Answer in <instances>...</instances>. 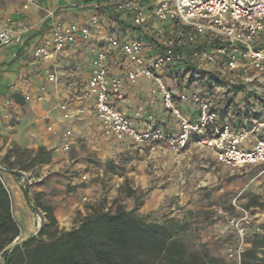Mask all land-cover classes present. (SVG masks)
<instances>
[{
    "label": "built area",
    "instance_id": "1",
    "mask_svg": "<svg viewBox=\"0 0 264 264\" xmlns=\"http://www.w3.org/2000/svg\"><path fill=\"white\" fill-rule=\"evenodd\" d=\"M115 11L131 15V28L125 30L122 37L109 34L104 38L103 47L92 60L91 77L83 93L84 98L94 100V113L101 121L104 134L132 142L139 151L156 150L159 145H165L178 164L185 161L190 139L196 136V143L211 149L219 162L231 167L262 166L259 175H263L264 132L253 146L245 147L244 143L250 133L264 128V114L261 118H251L252 127L247 125L238 129L229 117L222 116L220 109H235L233 102L229 103L232 99L241 101L240 109H264V0H123L115 5ZM157 22L164 27L152 31L158 45L149 54L142 38L144 33L134 28L142 29L149 23H153L154 28ZM91 23L97 33H102L103 25L98 15L92 16ZM27 31V27L17 33L4 28L0 31V45L21 44ZM90 36L91 30L87 26L76 22H55L50 32L51 50L39 45L34 55L49 58L68 44L87 40ZM201 41H206L208 46L199 47ZM185 47L192 48L189 55L184 52ZM115 53L122 62H127V83L134 84L141 77L153 83L151 94L161 97L164 109L177 119L179 132L168 134L160 128L140 130L136 118L141 116V110L136 111L135 116L120 110L116 101L124 97L125 82L122 77L110 73L109 58ZM17 55L15 52L14 56ZM186 56L198 65H214L219 71L209 75V88L205 93L190 94L180 90L176 83L178 75L172 84L168 82L165 71H177L181 63L187 65ZM45 75L49 82L57 80L56 73L49 67L45 69ZM45 90L43 85L41 92ZM42 93L35 98L37 101L43 99ZM188 100H192L199 111L195 122L182 111L181 104ZM61 108L69 117L68 105L63 104ZM83 112L81 109L80 113ZM71 135L70 129L63 133L65 150L70 147ZM6 170L0 164L1 179ZM36 181V177L22 172L21 182L27 191ZM261 185L264 188V178ZM241 193L232 201L239 215L218 209L215 216L225 218L235 236V242L225 251L230 264H245L249 228L260 231L263 222L239 203ZM37 217L39 229L46 218L42 213ZM4 261L5 257L0 254V264Z\"/></svg>",
    "mask_w": 264,
    "mask_h": 264
},
{
    "label": "crops",
    "instance_id": "2",
    "mask_svg": "<svg viewBox=\"0 0 264 264\" xmlns=\"http://www.w3.org/2000/svg\"><path fill=\"white\" fill-rule=\"evenodd\" d=\"M113 4V0H35L34 3L23 5V0H0V31L10 28L17 33L25 25L30 28V31L23 34L21 44L0 45V127L10 140L32 148L45 147L51 150L62 144L64 131L70 129L73 145L77 147L78 143L89 146L92 144L94 148L102 151L101 157L109 155L114 158L116 153L127 152L131 157H143L145 163H150L151 166H165L169 160L175 162L172 152L165 145H159L156 150L147 148L139 151L132 142L106 136L101 121L94 113V100L84 98L83 93L92 73V60L103 47L104 38L109 34L122 37L125 30L131 28V17L125 15L123 19L115 18L114 12H117ZM94 15L99 16L103 25L100 34L91 23ZM9 17L13 19L11 24L6 21ZM57 20L87 26L91 30V36L87 40L81 39L74 44H68L65 49L54 52L49 58L35 57L34 51L39 45L51 50L50 32ZM15 52L18 53L17 56H14ZM126 66L127 62H122L117 53L109 58L111 75L122 77L125 82L124 97L116 101L120 110L129 116H135V112L141 110V116L136 118L140 130L160 128L168 134L179 132L177 119L164 109L161 97L151 94L153 83L145 77L139 78L134 84L127 83ZM47 67L56 73L55 82L47 80ZM43 85L46 90L42 93ZM41 93L44 97L37 101L35 98ZM27 96L31 99H26ZM17 98H22L25 103L16 102ZM9 100L13 103L10 107L6 105ZM63 104L68 105L69 117L61 108ZM181 105L188 118L198 119L199 111L190 109L191 102ZM81 109L84 110L83 113H80ZM239 111H247L250 116L246 118ZM225 112L232 123L241 129L247 125L252 127L251 118H255L253 115L257 112L264 114V109H225ZM256 139L257 136L250 133L249 139L244 143L245 147L253 146ZM204 149L207 148L200 146V150ZM55 157L57 156H54V162ZM1 158L0 152V164L7 169L2 173V180L11 197L12 214L20 227V235L15 239L17 241L25 240L38 231L37 215L42 213L40 209H34L35 196L38 193H44L42 199H48L54 206V213L62 230H70L78 225L83 217L90 214L91 204L102 194L99 187H94V184L84 186L82 180L74 176L76 174L72 173L73 170H80L82 164L72 165L70 169L74 176V189H68L62 177H45L51 167V171H58L63 166H71L68 153H65L61 164H44L39 176L26 172L37 178L35 184L29 187L28 196L21 182L22 171L9 168L1 162ZM198 160L203 163L201 156ZM211 160L213 163L223 164L216 159L215 154L211 156ZM120 184L123 181L118 178L117 183L112 184L113 193H116L114 188ZM95 190L96 195H93ZM85 198L89 200L88 203Z\"/></svg>",
    "mask_w": 264,
    "mask_h": 264
},
{
    "label": "rangeland",
    "instance_id": "3",
    "mask_svg": "<svg viewBox=\"0 0 264 264\" xmlns=\"http://www.w3.org/2000/svg\"><path fill=\"white\" fill-rule=\"evenodd\" d=\"M121 1L123 0H113V6ZM27 4L28 2L23 0V5ZM114 15H116V19H123L125 15L131 17L127 13L114 12ZM6 21L11 24L13 19L9 17L6 18ZM58 21L66 22V20H57L56 22ZM152 25L154 24L149 23L142 29L134 28L137 32L144 33L142 38L146 53L149 54L153 53L158 45L152 31L164 27L158 22L154 28ZM150 26H152L150 30H145ZM24 27L29 28L27 25ZM184 59L187 61V65L181 63L177 71H165L164 74L168 78V82L172 84L175 75H178L176 83L179 84L180 90H185L190 94L205 93L209 88V75L219 73L216 66L198 65L189 56ZM16 102L25 103L22 98H17ZM187 102H191L190 109H197L192 100ZM12 104L10 100L8 104L6 103L9 107ZM260 115V117L253 116L261 118L263 114L260 112ZM190 120L196 121L191 118ZM48 129L51 130V128ZM263 132L264 128H260L254 134L260 137ZM70 141L71 144L67 150L63 148L64 142L51 150L44 147L49 152L47 156L50 160L39 163L33 158L34 153L40 148L20 145L10 140L7 134L2 133L0 127L1 162L16 171L39 176V171L44 164H61L65 159V153H68L71 166H63L58 171H51V167L45 177L47 179L49 176L62 177L67 183L68 189L76 187L72 184L74 176L80 178L84 186L88 187L94 184V187H99L102 194H99L97 200L91 204L90 213L100 209L115 210L117 207L123 206L150 222L163 223L175 219L183 227L180 235L188 244L189 250L199 256L215 257L218 259V264H230L225 257V251L227 246L235 242V236L225 218H215L218 209H223L231 215H239V211L233 206L232 201L242 192L238 199L239 203L248 208L260 221H264V188L261 185L264 174L259 175L262 166L231 167L213 163L211 156L214 152L209 148L200 150V146L196 143V136L190 139L185 153V161L178 164L176 161L169 160L165 166H151L150 163H145L143 157L139 155L131 157L127 152L116 153L114 158L109 155L101 157L102 151L94 148L92 144L89 146L78 143L79 145L76 147L72 144V135ZM55 155L57 156L55 157L56 162H54ZM199 156L203 163L198 160ZM80 164L85 166L83 168L81 166L80 170H73L72 173L76 174L73 176L70 172L72 165ZM118 178L122 179L123 184L114 188L116 193H113L112 184L115 185ZM58 181L61 182L60 179ZM129 189L134 192L133 195L129 194ZM95 193L96 190L93 195H96ZM41 201L49 203L48 199ZM85 201L88 203L89 200ZM150 205H153L152 208ZM248 237L249 243L257 237L253 235L251 227ZM12 244L7 247L9 250ZM0 254L4 256L3 251H0ZM245 262L246 264H264V249L247 252Z\"/></svg>",
    "mask_w": 264,
    "mask_h": 264
},
{
    "label": "trees",
    "instance_id": "4",
    "mask_svg": "<svg viewBox=\"0 0 264 264\" xmlns=\"http://www.w3.org/2000/svg\"><path fill=\"white\" fill-rule=\"evenodd\" d=\"M207 46L206 41L199 42V47ZM191 50L185 47L184 52L189 55ZM230 102L240 109V100ZM220 111L224 118L229 117L225 109ZM238 113L250 116L247 111ZM254 116L261 115L257 112ZM48 154L40 147L33 160L47 162ZM128 192L134 194L131 189ZM43 196L44 193H38L34 201V209H40L46 218L40 232L9 250L7 247L20 235V227L0 177V251L4 253V264H218L215 257L199 256L189 250L180 235L183 227L175 219L154 223L119 206L115 210H95L70 230H60L55 208L42 202ZM253 235L257 237L250 241L246 254L264 249V221L260 231L253 230Z\"/></svg>",
    "mask_w": 264,
    "mask_h": 264
},
{
    "label": "water",
    "instance_id": "5",
    "mask_svg": "<svg viewBox=\"0 0 264 264\" xmlns=\"http://www.w3.org/2000/svg\"><path fill=\"white\" fill-rule=\"evenodd\" d=\"M25 193H26V195L28 196V191H27L26 189H25ZM42 226H43V225H40V227H39L38 231L36 232V234H34L33 236H31V237H29V238H27V239H30V238L36 237V236L38 235V233L40 232V229H41ZM27 239H25V240H27ZM25 240H22V241H17V240H15V242L12 244L10 250H12L17 244H20V243L24 242Z\"/></svg>",
    "mask_w": 264,
    "mask_h": 264
}]
</instances>
